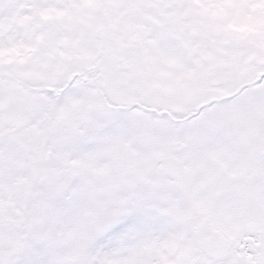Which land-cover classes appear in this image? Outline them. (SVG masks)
I'll return each mask as SVG.
<instances>
[{
  "label": "snow or ice",
  "instance_id": "1",
  "mask_svg": "<svg viewBox=\"0 0 264 264\" xmlns=\"http://www.w3.org/2000/svg\"><path fill=\"white\" fill-rule=\"evenodd\" d=\"M0 264H264V0H0Z\"/></svg>",
  "mask_w": 264,
  "mask_h": 264
}]
</instances>
